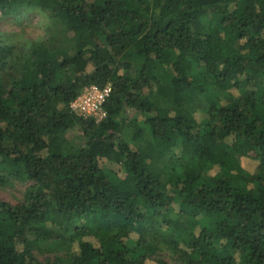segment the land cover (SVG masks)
Returning a JSON list of instances; mask_svg holds the SVG:
<instances>
[{
	"label": "trees",
	"instance_id": "1",
	"mask_svg": "<svg viewBox=\"0 0 264 264\" xmlns=\"http://www.w3.org/2000/svg\"><path fill=\"white\" fill-rule=\"evenodd\" d=\"M30 4L49 37L0 31V181L34 182L0 200V264H169L162 244L264 264V0H0V20ZM91 84L101 121L70 108Z\"/></svg>",
	"mask_w": 264,
	"mask_h": 264
},
{
	"label": "rangeland",
	"instance_id": "2",
	"mask_svg": "<svg viewBox=\"0 0 264 264\" xmlns=\"http://www.w3.org/2000/svg\"><path fill=\"white\" fill-rule=\"evenodd\" d=\"M48 23H50V21L47 20L46 15L42 14L37 6H32V4H30L27 10L23 12V15L21 17H12L5 21L0 20V31L11 33L14 36V41L16 39V35L22 34V42H24L25 40L26 42H32L49 37V27L47 26ZM60 37L58 36L57 38L59 39ZM137 116L138 115L132 113V111L131 114H129V122L126 125V128L123 130V135L127 140H129L135 132L134 119ZM137 119L139 120L136 121L139 124H142L139 116L137 117ZM67 137L69 140H72L75 145L82 146L84 143V137L78 130L70 131L67 134ZM100 164L106 169H112L118 172L121 176L125 174L123 167L119 164L109 162L106 159H102L100 161ZM1 176L2 173L0 172V177ZM33 184L34 182L29 180L10 179L3 183L0 181V200L7 201L13 204L21 203L24 199L25 193ZM160 246L161 249L158 251L157 257L166 260L169 264H186L185 260L182 259L183 257H180L179 254L173 252V250H171L169 247L165 246L164 244ZM36 253L38 254V258L40 260H45L46 258L53 257L55 255V252L46 250V248L42 252L37 251ZM59 254H64V250Z\"/></svg>",
	"mask_w": 264,
	"mask_h": 264
},
{
	"label": "built area",
	"instance_id": "3",
	"mask_svg": "<svg viewBox=\"0 0 264 264\" xmlns=\"http://www.w3.org/2000/svg\"><path fill=\"white\" fill-rule=\"evenodd\" d=\"M112 91L111 84L103 87L91 84L85 87L77 98L71 102L70 108L79 117L101 121L107 117L105 104Z\"/></svg>",
	"mask_w": 264,
	"mask_h": 264
}]
</instances>
